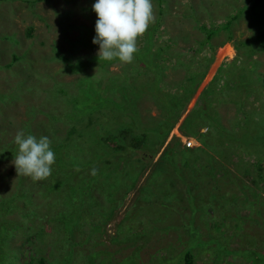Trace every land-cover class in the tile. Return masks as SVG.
<instances>
[{
  "label": "rangeland",
  "instance_id": "rangeland-1",
  "mask_svg": "<svg viewBox=\"0 0 264 264\" xmlns=\"http://www.w3.org/2000/svg\"><path fill=\"white\" fill-rule=\"evenodd\" d=\"M95 2L0 0V225L5 230L1 247L7 249L0 264H184L185 253L191 264L264 262V153H258L264 135V110H259L264 109V47L237 63L241 67L235 69L242 75L250 68L260 80L248 76L256 94L247 97L233 121L229 116L238 101L232 100L228 85L213 83L219 100L211 108L224 128L236 132L240 146L217 155L194 138L187 148L182 138L176 148L158 157L171 136L179 134L184 116L197 117L201 109V123L208 126L205 114L214 112L205 110L210 101L205 91L216 69L235 57L233 43L250 41L257 47L262 39L264 44V0H152L155 22L151 25L176 40V55L163 58L166 67L160 69L168 85L183 70L196 67L197 60L189 59L192 51L186 48L203 37L199 25L217 28L225 17L237 11L241 15L231 21L232 39L218 28L211 36L212 43L223 42L213 48V57L189 99L180 109H172L168 118L173 119L158 129L164 139L151 146L154 157L137 160L136 168L125 171L112 163L115 171L111 172L105 171L108 164L101 163L107 145L95 139L108 119L98 117L91 106L84 108L83 103L92 98L81 94L79 88L85 85L79 81L87 74L109 84L131 80L140 94L136 106L140 126L149 120L155 122V129L164 120L160 119L164 111L157 105L164 92L162 86L158 92L142 87L151 82V71L137 67L135 60L131 64L99 60V45L92 43ZM29 26L32 34L26 36ZM211 51L204 47L199 58ZM11 53L17 59L4 66ZM121 94L126 98L127 88ZM107 97L104 93L98 103L94 100L103 112L109 105L102 106ZM205 125H198V132L212 129ZM18 130L52 141L56 162L47 180L33 182L17 175L13 160ZM217 144L211 140L213 147ZM146 146L143 140L141 150ZM190 165L199 175L215 165L221 168L208 180L196 175ZM93 168L97 173L92 180ZM214 186L216 191L211 192ZM195 191L200 194L194 196Z\"/></svg>",
  "mask_w": 264,
  "mask_h": 264
},
{
  "label": "trees",
  "instance_id": "trees-1",
  "mask_svg": "<svg viewBox=\"0 0 264 264\" xmlns=\"http://www.w3.org/2000/svg\"><path fill=\"white\" fill-rule=\"evenodd\" d=\"M161 9L163 10V8H159V13H161ZM240 15V11H237V13L231 15L229 18L225 17V20L223 22H219V27L217 28L221 31H224L227 38L231 37L232 39L230 31L231 21L236 19ZM207 18L212 20L209 15L207 16ZM198 28L202 33H204L203 37L197 42V45H195V43L191 45V42H189V46L186 49L192 51V54L189 55V59H192V61L195 59L197 60L196 67L201 65L203 68L200 71H197L196 67L188 68L185 71L183 70V74L181 75L180 79L178 81H176L175 79L172 80L170 85L166 84L162 79L163 77H165V74H162L160 72V69L166 67V65L162 61L163 58L169 57L171 55H176L175 52L177 51V49L174 48L176 47L175 38L169 35L166 36V34L162 35L161 32H158L156 30V25H151L146 34L138 41V47L140 50L135 54V61L138 64L137 67L145 66L147 70L151 71L152 76L151 82L142 83V87L145 86L147 90L158 92L160 90L159 88L162 86V91L164 92V94L160 93L161 98H158L159 101L157 104L160 109H163L164 111V114L160 116V119L163 118L164 120L160 122L161 124H158V128L156 129L154 127L155 122L149 123V120H147V123H144V126H140L143 123H141V117L139 116L138 108L136 107L137 105L139 106L140 94H138L136 89L134 90V87L132 86L133 82L131 80H120L119 82L113 81L109 84L101 81H96V79L94 81L90 79L89 74L82 77L81 81L78 80L79 82H83L85 85L84 87L79 88H83L81 90V94H84L89 99L92 98L91 102L83 103L84 108L91 106L93 112L97 111L98 117H105L108 119V122L103 124V128H98V137L95 138L107 145V149L105 151L106 157L101 159V163L105 162V164L109 165V168L105 170L106 172L115 171L114 168H118L121 171H125L126 167L136 168V166L139 164L137 160H151L154 157L153 154L155 152V147L151 148V146L154 142L156 145L160 144L164 139V136H161L159 133H157L158 129L161 127V125L166 124L167 120L173 119L168 118V115L169 117L172 116V109H180L184 105V102L189 99L191 93L194 91L195 85L198 83L196 81H199L201 79L205 68L210 63L213 57V48L215 46L217 47L221 45L223 42L222 40H220L215 44L210 41L211 36L215 35L216 32L219 31L217 30V28H206L204 24L199 25ZM25 33L26 36H31L32 29L30 26L27 28ZM259 40L260 43L257 47L250 41H239V43H233L234 49L236 51L235 57L232 61L225 64L223 63V66L216 69V71L212 75V78L210 80V82L212 81V83L209 84L205 91L206 93H209V97L207 99L210 100L208 104L205 105V110L214 112V114H205L208 120V126L212 127V129L202 134L198 132V125H205L201 123L203 119L199 114V111L201 110L200 109L198 110L197 117H188L186 115L183 118V120L177 127V130L180 134L184 136H192L196 140L198 139V143L199 141H202L203 146L211 148V150L217 155L221 154L222 152L235 151V144L240 146V143L236 138V132H231V129H229V127L224 128L220 123V115L213 111L211 108L212 103H216L219 100L217 92H215L213 83L219 82L220 85H228V88H231L230 96L232 97V100L238 101V104H236L238 106L237 110H233L232 114L229 116L230 120L233 121L240 115L242 109H244L243 106L247 104V97L256 94V91L253 87L254 81H251V77L248 76L252 75L255 77L256 81L260 80V75H254L250 68H248L243 75L235 68L239 66L237 65V63L239 64V61L242 59V57H251L256 52V50H261V47H264V44L262 42L263 40ZM14 42L17 41H15V39L13 38V43ZM204 47L212 49V51L208 56L203 57L202 60L199 58V52L203 50ZM55 54L58 55V52H55ZM16 59L17 58H15V54L11 53L10 62L8 61L4 64V66L11 65V63H13ZM179 64H181L183 67V62H180ZM74 67L79 68L77 64ZM187 70H190L191 72H186ZM192 70H196V73H192ZM235 72H238V74H236ZM246 75L247 77L244 78V76ZM77 83L75 84V87L78 86ZM124 87L127 88L128 92L126 98H124L123 94H121V91L124 89ZM170 87L177 89L178 91H175V94L170 93L168 91ZM261 87L264 89V83H261ZM104 93H106V96L108 97L106 98V101L102 103V106L104 107L109 104L107 107H104L107 108L106 112L100 110L98 105L96 106L94 103V100H96L98 103ZM126 99L128 101H126ZM97 113L95 112V115H97ZM124 118H130L131 121L129 122ZM146 119H151L152 121H154V119L155 121L157 120L155 117H146ZM198 120L200 124L198 123ZM194 125H197V127L194 128L195 130H191ZM132 131H134L135 134ZM93 133L96 132L93 131ZM147 134H149V136L146 138ZM150 136H154L155 140L150 141ZM143 140H146L147 142L145 150H141L140 148ZM211 140L218 144L213 147L211 145ZM177 142L178 137H176L175 135L171 136V138L167 142V144H169H166L158 157H160L162 153L165 152V150L176 148L175 145L179 144ZM147 149L150 150L148 151ZM258 149H260V151L258 152L259 154L264 153V135L260 137ZM112 163H114V168H112ZM195 165L197 166L198 163H195ZM218 168H221V166L215 165L212 168L206 169L205 175H199L195 171L197 170V168L190 165V169L193 172L195 171L196 175L202 176L205 179L207 178L208 180L214 179V176L217 175L216 169ZM211 175L212 177H210ZM94 178L95 176H93L92 174V180ZM213 191H216V186L211 189V192ZM199 194L200 192L198 191L194 192V196H198ZM4 232L5 230H3L0 225V258H4L7 251V249H4V246L1 247L4 244L1 234H3ZM188 259L189 254L185 253L183 260L184 264H191ZM252 264H254V262ZM260 264H264V262L260 261Z\"/></svg>",
  "mask_w": 264,
  "mask_h": 264
},
{
  "label": "clouds",
  "instance_id": "clouds-1",
  "mask_svg": "<svg viewBox=\"0 0 264 264\" xmlns=\"http://www.w3.org/2000/svg\"><path fill=\"white\" fill-rule=\"evenodd\" d=\"M92 7L97 16L96 35L92 43L99 45V60H119L121 64L133 63L135 54L140 50L139 39L155 22L152 0H96ZM176 137L181 141L182 138L189 139L191 144L193 143L192 136L179 133ZM14 143L18 146V152L13 160L17 175L28 177L33 182L47 180L56 162L50 138L47 136L37 138L31 134L26 136L23 130H18L14 136ZM76 171H79V168H76ZM96 173L97 170L93 168L92 174Z\"/></svg>",
  "mask_w": 264,
  "mask_h": 264
},
{
  "label": "built area",
  "instance_id": "built-area-1",
  "mask_svg": "<svg viewBox=\"0 0 264 264\" xmlns=\"http://www.w3.org/2000/svg\"><path fill=\"white\" fill-rule=\"evenodd\" d=\"M184 144H185V146H190L191 145V141L189 140V139H183V141H182Z\"/></svg>",
  "mask_w": 264,
  "mask_h": 264
}]
</instances>
